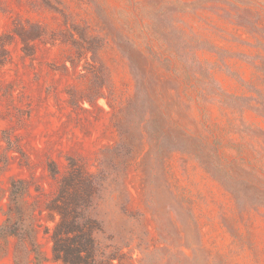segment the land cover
<instances>
[{
	"label": "rangeland",
	"instance_id": "rangeland-1",
	"mask_svg": "<svg viewBox=\"0 0 264 264\" xmlns=\"http://www.w3.org/2000/svg\"><path fill=\"white\" fill-rule=\"evenodd\" d=\"M22 20L44 27L32 55L12 30ZM0 34H11L0 56L4 195L12 179H22L30 185L28 200L43 205L56 189L50 161L59 174L68 157L95 171L100 150L118 139L113 113L135 95L132 67L142 74L139 53L149 51L160 72L156 87L171 89L176 114L194 138L186 152L166 153L163 164H130L129 205L145 219L149 249L124 251L134 264L160 259L161 247L173 260L183 257L181 264H264V139L251 129L264 130V118L221 105L212 93L264 92V0H0ZM186 69L210 78H188ZM148 81L137 103L147 115L157 103ZM207 145L230 177L202 164ZM40 223L52 225L45 217ZM43 226L39 242L50 254ZM13 242L0 239V264H12Z\"/></svg>",
	"mask_w": 264,
	"mask_h": 264
},
{
	"label": "trees",
	"instance_id": "trees-1",
	"mask_svg": "<svg viewBox=\"0 0 264 264\" xmlns=\"http://www.w3.org/2000/svg\"><path fill=\"white\" fill-rule=\"evenodd\" d=\"M12 30L19 37L26 55L33 54L32 43L44 34V27L30 20L18 21ZM9 36L0 34V56L4 57ZM83 38L85 40V36ZM85 49L91 50L92 58L96 57L90 47ZM139 56L144 71L137 74L132 67L136 82L135 95L113 113L111 121L117 130L118 139L100 150L95 171L88 170L78 159L68 157L65 171L59 174L56 164L50 161L48 171L56 180V189L43 205L28 200L31 196L30 185L25 180L12 179L6 195L0 187V202L6 198L1 208L4 218L0 224V239L8 243L10 238H14L12 264H134L128 251H124L125 248L134 245L142 252L148 251L145 219L129 205L128 168L135 161L144 166L150 161L163 164L169 152H186L189 149L187 143L193 142L194 136L182 123L179 114H176L180 110L171 89L156 87L162 83L158 78L160 72L150 63L152 54L146 51L139 53ZM192 73L210 78L209 73L202 70H193ZM192 73L186 69L185 76L193 77ZM148 79L154 80L151 91L155 95L154 100H157L155 110L153 108L149 115L139 113L140 105L137 104L141 91L150 82ZM108 80L105 78L97 84V94H100ZM212 93L221 105L239 113H242L243 108H250L264 118L262 91H257L254 98L228 93L219 87ZM153 113L157 114V119H153ZM240 125L242 127L244 122H240ZM236 126L240 129L239 125ZM163 127H167L168 136H163ZM251 129L252 135H260L264 139L263 129ZM206 149L207 157L200 159L205 168L209 170L212 166L213 175L230 177L226 166L218 158L214 160L211 157V161L208 145ZM197 154L199 157L200 153ZM260 183L264 185V181ZM43 217L50 220L52 225L43 226L40 223ZM41 226L43 234L50 240V254L43 251L39 242ZM155 251L162 252L159 257L162 261L153 258L146 264L182 263L183 257L173 260L167 247Z\"/></svg>",
	"mask_w": 264,
	"mask_h": 264
}]
</instances>
